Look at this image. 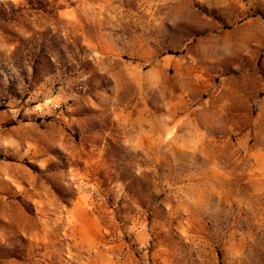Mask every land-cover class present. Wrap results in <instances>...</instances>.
<instances>
[{
	"label": "rangeland",
	"instance_id": "obj_1",
	"mask_svg": "<svg viewBox=\"0 0 264 264\" xmlns=\"http://www.w3.org/2000/svg\"><path fill=\"white\" fill-rule=\"evenodd\" d=\"M0 264H264V0H0Z\"/></svg>",
	"mask_w": 264,
	"mask_h": 264
}]
</instances>
